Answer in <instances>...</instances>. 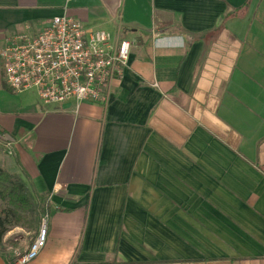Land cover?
Returning a JSON list of instances; mask_svg holds the SVG:
<instances>
[{"label": "crops", "instance_id": "crops-1", "mask_svg": "<svg viewBox=\"0 0 264 264\" xmlns=\"http://www.w3.org/2000/svg\"><path fill=\"white\" fill-rule=\"evenodd\" d=\"M63 14L129 65L105 103L44 105L0 59V166L49 203L26 264H264V0H0V51Z\"/></svg>", "mask_w": 264, "mask_h": 264}, {"label": "built area", "instance_id": "built-area-1", "mask_svg": "<svg viewBox=\"0 0 264 264\" xmlns=\"http://www.w3.org/2000/svg\"><path fill=\"white\" fill-rule=\"evenodd\" d=\"M68 1V0H66ZM131 43L101 29L90 30L74 17L53 16L33 34L16 35L0 51L8 89L34 91L44 104L70 100L105 103L115 78L129 65ZM42 219L36 237L18 253L14 264H26L45 245Z\"/></svg>", "mask_w": 264, "mask_h": 264}, {"label": "trees", "instance_id": "trees-1", "mask_svg": "<svg viewBox=\"0 0 264 264\" xmlns=\"http://www.w3.org/2000/svg\"><path fill=\"white\" fill-rule=\"evenodd\" d=\"M48 204L46 196L35 190L25 174L11 173L0 166V244L12 227H30V221L39 222Z\"/></svg>", "mask_w": 264, "mask_h": 264}, {"label": "rangeland", "instance_id": "rangeland-1", "mask_svg": "<svg viewBox=\"0 0 264 264\" xmlns=\"http://www.w3.org/2000/svg\"><path fill=\"white\" fill-rule=\"evenodd\" d=\"M26 96L28 98L33 99V100H35L37 98V96H36L34 91H28ZM36 100L38 101L39 99L37 98ZM42 219H45L44 215L41 217L39 222H36V220H32V221H30L28 223L30 225V227H23L22 231L20 232L21 236L18 234V235H16L15 240H13L14 245H18L20 240L22 241V239L25 241V243H29L30 244L34 240V238L36 237V234H37L36 232H38V229H39V227L41 225Z\"/></svg>", "mask_w": 264, "mask_h": 264}]
</instances>
